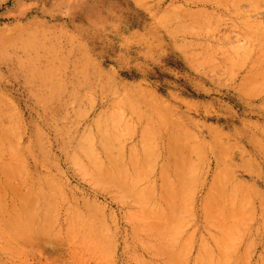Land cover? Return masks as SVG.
<instances>
[{
    "label": "rangeland",
    "instance_id": "374dc122",
    "mask_svg": "<svg viewBox=\"0 0 264 264\" xmlns=\"http://www.w3.org/2000/svg\"><path fill=\"white\" fill-rule=\"evenodd\" d=\"M0 264H264V0H0Z\"/></svg>",
    "mask_w": 264,
    "mask_h": 264
},
{
    "label": "bare ground",
    "instance_id": "6f19581e",
    "mask_svg": "<svg viewBox=\"0 0 264 264\" xmlns=\"http://www.w3.org/2000/svg\"><path fill=\"white\" fill-rule=\"evenodd\" d=\"M233 1V0H232ZM237 2V1H236ZM234 3V2H233ZM234 5V4H233ZM206 16V15H205Z\"/></svg>",
    "mask_w": 264,
    "mask_h": 264
}]
</instances>
